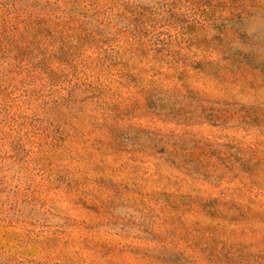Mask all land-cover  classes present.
I'll list each match as a JSON object with an SVG mask.
<instances>
[{"label":"rangeland","instance_id":"rangeland-1","mask_svg":"<svg viewBox=\"0 0 264 264\" xmlns=\"http://www.w3.org/2000/svg\"><path fill=\"white\" fill-rule=\"evenodd\" d=\"M0 264H264V0H0Z\"/></svg>","mask_w":264,"mask_h":264}]
</instances>
